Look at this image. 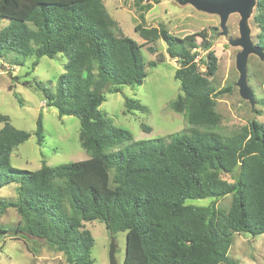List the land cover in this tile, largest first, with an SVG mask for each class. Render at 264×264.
Here are the masks:
<instances>
[{"label":"trees","instance_id":"1","mask_svg":"<svg viewBox=\"0 0 264 264\" xmlns=\"http://www.w3.org/2000/svg\"><path fill=\"white\" fill-rule=\"evenodd\" d=\"M135 1L142 13L154 2ZM252 19L259 28L256 45L264 52V0H256ZM0 20L7 21L0 29V58L9 65L35 58L34 69L42 57L65 58L54 88L35 78L24 84L60 118L79 120L81 147L89 154L87 160L52 167L42 162L34 171L12 168L13 149L30 133L0 116V188L16 184L13 201L0 198V216L15 209L20 221L14 235L42 241L66 264H93L94 239L84 224L99 221L110 235L125 233L123 264H237L227 255L232 235L264 234V125L252 119L230 134L214 131L221 92L209 80L217 58L207 33L180 38L141 22L134 27L145 44L161 41L176 62L179 94L170 109L187 124L158 139L134 141L130 132L112 126L100 106L106 92L142 85L146 65L140 46L115 34L117 25L101 0H0ZM148 51L155 53L154 47ZM163 58L157 55L148 64L155 67ZM124 107L127 113L147 111L127 98ZM33 134L41 145V115ZM228 195L226 214L214 202L185 204ZM7 232L0 226V235Z\"/></svg>","mask_w":264,"mask_h":264},{"label":"rangeland","instance_id":"2","mask_svg":"<svg viewBox=\"0 0 264 264\" xmlns=\"http://www.w3.org/2000/svg\"><path fill=\"white\" fill-rule=\"evenodd\" d=\"M106 11L117 27L115 34L124 35L139 46L146 65V77L140 86H120L118 93H105V101L100 111L110 120L112 126L127 130L134 141L154 140L187 128L181 114L170 109V104L179 94V84L174 79L177 68L175 61L170 60L164 52L161 41L145 44L134 32V27L141 22L144 27L163 28L176 37L198 34L205 31L211 50L217 58L216 74L209 80L221 95L216 99L215 111L220 122L214 131L221 135L230 134L252 119L264 125V52L257 56L251 54L246 63V85L250 95L244 97L239 92L237 81L239 74L235 68V59L241 47L231 45V41L239 37L237 13L230 14L226 21V34H222L219 17L199 11L180 0H154L147 12H141L135 0H101ZM254 8L245 25L253 44L257 42L259 28L253 22ZM143 15L140 21L139 14ZM7 21L0 20V29ZM198 45L200 40L197 39ZM154 47L155 53L148 51ZM199 56L204 52L197 49ZM163 56L155 67L149 62L156 61V56ZM28 58L22 65H9L7 58H0V116L8 118L9 123L18 130L30 133V138L13 149L10 157L12 168L34 171L42 162L47 166H57L70 162L87 160L89 154L81 147L80 123L76 117H59L55 108L44 104L41 94L24 83L35 78L50 88H54L58 76L63 73L65 58L57 54L52 59L42 57L36 60ZM203 72V68L199 66ZM15 77L17 79H15ZM9 85L12 90H8ZM17 95L21 103L18 102ZM125 98L146 106L145 113L125 112ZM41 115L44 138L41 145L36 144L34 136L37 117ZM144 125L149 133L142 130ZM221 178L231 182L228 175ZM0 198L13 201L16 198V184L12 183L0 188ZM214 202L220 212L226 214L231 196L214 201L212 198L186 200V205L207 206ZM20 221L15 209L8 208L0 216V226L8 232L0 235V264H66L61 253L54 252L36 239L20 238L14 235V229ZM91 233L94 245L91 249L93 264H109L108 248L113 237L117 245L115 257L117 264H123L125 257V233L110 235L103 223L92 221L85 223ZM237 264L264 263V234L255 237L249 234H233L232 243L227 253Z\"/></svg>","mask_w":264,"mask_h":264},{"label":"water","instance_id":"3","mask_svg":"<svg viewBox=\"0 0 264 264\" xmlns=\"http://www.w3.org/2000/svg\"><path fill=\"white\" fill-rule=\"evenodd\" d=\"M187 3L195 9L209 14H216L219 17V25L222 28V34H226V21L230 14L239 15L238 32L239 37L231 41V45L241 47L235 59V68L239 74L237 86L242 96L247 97L250 91L246 85V63L251 54L262 55L263 50L250 39V34L246 28L245 22L250 16V10L255 7L256 0H180ZM117 245L113 237L110 238L108 248L109 264H117L115 252Z\"/></svg>","mask_w":264,"mask_h":264}]
</instances>
